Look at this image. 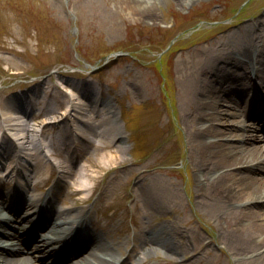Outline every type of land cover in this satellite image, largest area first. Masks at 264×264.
I'll use <instances>...</instances> for the list:
<instances>
[{
  "label": "rangeland",
  "instance_id": "obj_1",
  "mask_svg": "<svg viewBox=\"0 0 264 264\" xmlns=\"http://www.w3.org/2000/svg\"><path fill=\"white\" fill-rule=\"evenodd\" d=\"M137 2L154 8L156 18L125 10L121 0H0V116L6 109L3 100L26 94L29 102L23 115L28 118L43 109L40 119L57 120L75 104L80 108L73 115L89 123L100 121L98 128L77 123L82 142L76 143L81 152L84 148L90 152L92 162L102 156L122 164L118 169L91 167L88 172L97 177L81 178L98 185L93 201L98 198L95 203L102 208L94 233L103 241L125 238V246L132 242L137 246L135 236L140 232L151 246L149 232L163 226L168 244L177 248L170 253L157 246L147 263L164 264L160 259L169 258L178 264H235L238 257L221 255L224 240L218 226L195 195V181L203 174L200 155L194 148L189 151L195 127L188 97L199 79H211L210 65L219 51L249 44L264 47V0ZM169 44L171 48L163 52ZM257 52L251 55L254 61ZM224 61L230 59L221 58L218 64ZM243 105L233 111L243 112ZM227 106L221 105V111L227 112ZM38 121H30L31 127ZM203 125L209 123L199 124ZM50 128L48 140L63 148L61 135H69L68 127ZM91 129L102 130L100 137ZM221 140L232 143L234 138ZM115 169L101 183L105 170ZM127 191L132 198L126 199ZM100 192L102 197L97 196ZM113 204L133 210L138 223L125 218L121 209L113 213L109 209ZM113 214L114 219H108Z\"/></svg>",
  "mask_w": 264,
  "mask_h": 264
},
{
  "label": "bare ground",
  "instance_id": "obj_2",
  "mask_svg": "<svg viewBox=\"0 0 264 264\" xmlns=\"http://www.w3.org/2000/svg\"><path fill=\"white\" fill-rule=\"evenodd\" d=\"M179 1L185 2V0ZM120 5L125 10L136 12L138 16L145 19L153 21L156 18L154 8L151 6L142 8V4L138 3L137 0H121ZM253 25L255 26V24ZM253 51H258L255 55V59L258 58L255 63L251 59ZM221 58H229L230 61H224L226 63L220 65L218 61ZM245 62L249 65L248 70L250 71L244 69ZM239 69L243 71L240 72ZM210 70L214 71L211 79L207 76L199 79L196 82V87L188 97V108L191 110L190 115L193 117L192 127H195V130L190 133L189 151L194 148V153L200 155L202 168L200 172L203 174V176L200 174L201 178L195 181V195L204 202V207L208 211L207 214L213 218L218 226L220 238L224 240L225 253H221V255L238 257L239 260H234L235 264H264V144L261 145L258 141L257 129L260 122L250 121V119L246 121L244 117H241V114H245L247 106L256 115L261 109H264V47L258 49L255 45L249 44L236 50L219 51L212 59ZM214 83H217L218 86H213ZM11 102L8 99L3 100V103L8 104L9 109L3 112L2 117L7 129L14 125V114H11L13 113L11 108L16 103ZM223 104L228 105L229 110L227 112L221 111V105ZM242 104H244L243 112L233 111L234 107L242 106ZM68 108L76 110L80 107L73 104ZM81 110H83L82 107ZM61 113L65 114L66 110ZM234 113L238 116L234 117ZM79 118L77 116V119ZM259 118L262 121V115ZM87 120L84 118L79 119L81 122L84 121L85 127L92 128ZM103 122L104 119L101 120V123ZM202 122H207L209 125L199 126ZM38 124L40 125L37 128H33L28 123H23L19 132L13 135L25 153H27V149L38 151L35 147L40 148L38 142L39 127L44 124L45 127L51 126L50 122L45 119ZM220 124L227 125V127L220 128ZM99 125H101L100 121ZM234 127L239 131L241 130V132H238ZM75 129L79 134L80 131L77 127ZM92 131H94L93 135L97 134H95V130ZM100 133H102V130L99 135ZM228 135L235 138L234 142L227 143L221 140L222 137ZM208 137L212 139L208 140ZM62 138L65 146L63 153H69L70 164L60 167L58 171L59 178L48 189L46 195H50V197H47V210L54 215L50 224L31 240L32 249H29V251L42 252L49 258H55L56 256L57 251L54 248L57 244L56 241H60L57 236L66 237L75 226L81 225L90 217H93L88 208L81 207L82 209L79 208L75 212V220H70L69 214L72 212L70 210L74 209L73 207L66 210L52 207L59 189L72 180V190L67 196L81 194L89 189L84 178L86 181H91L92 178L97 177L95 173L88 172L91 167L97 168L95 169L97 171L100 167L109 169L122 165L113 158L106 160L100 156L97 158V162L88 159V166H80V160L70 151L73 145L71 135H69L70 144L67 142V136H62ZM76 141L82 142L79 137ZM4 142H6V146H1L2 155H4L0 156L1 159L7 158L11 155L10 151L15 150L12 143L9 141ZM29 144H31L32 149L27 148L26 145ZM23 151L17 154V164L13 165L12 169L16 167L17 173L24 178L25 183L33 180L34 178L31 177L35 176L38 181L34 185L36 187L45 186L49 179L42 177L45 173L48 174L49 172L50 174V165L43 163L42 159L36 156V163L29 166L28 160L32 159L33 156L31 153L25 154ZM55 154L59 155L60 153ZM13 155H16L15 152ZM105 162L107 164H104ZM83 170L86 172H83ZM217 171L219 173L213 175ZM52 173L54 174V172ZM82 177L84 178L81 179ZM146 202L149 205L152 203L148 199ZM157 205L161 207L160 202ZM27 207H29V203L21 202L15 206L16 211L12 210L11 215L0 209V250H3V252H0L1 264H34L28 262V260L32 261L31 257H26L25 260L22 259L24 253L28 254L26 244L22 238L25 228L22 226L14 230L5 224L8 219H14L16 213L21 212L22 215L18 217V219H21L25 215L23 211ZM33 214L36 217L37 213ZM139 234L136 236L137 246L134 245L131 250L115 255L121 248L120 243L105 242L98 235H92L91 233L88 236L89 238L82 239L78 231L74 232L72 244L76 246L83 243L81 245L86 244V246L83 248L82 253L65 264H143L151 260L153 253L150 252L154 251L157 246L164 247L170 253H173L177 248L168 244L167 235L169 233L166 228H158L149 232L151 246H148L149 244ZM10 237L13 238L10 239ZM15 239L16 242H14ZM81 239L82 241H80ZM66 241L70 242L68 238ZM51 243L55 245L49 246ZM166 260L170 262L169 258H166Z\"/></svg>",
  "mask_w": 264,
  "mask_h": 264
}]
</instances>
